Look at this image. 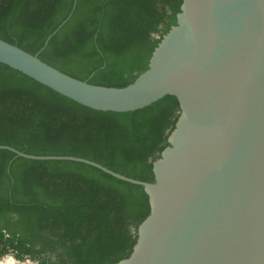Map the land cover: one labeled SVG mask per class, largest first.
<instances>
[{"label": "trees", "instance_id": "trees-1", "mask_svg": "<svg viewBox=\"0 0 264 264\" xmlns=\"http://www.w3.org/2000/svg\"><path fill=\"white\" fill-rule=\"evenodd\" d=\"M182 2L0 0V38L81 80L124 87L148 69ZM180 112L175 95L135 111L91 109L0 62V144L29 154L84 157L153 182ZM150 210L142 185L96 166L0 149V259L113 264L130 256Z\"/></svg>", "mask_w": 264, "mask_h": 264}, {"label": "water", "instance_id": "water-1", "mask_svg": "<svg viewBox=\"0 0 264 264\" xmlns=\"http://www.w3.org/2000/svg\"><path fill=\"white\" fill-rule=\"evenodd\" d=\"M0 62L99 111L179 99L153 182L84 157L0 144L25 158L84 162L144 187L150 214L130 256L113 264H264V0H183L148 69L124 87L81 80L3 38ZM11 258L6 264H46Z\"/></svg>", "mask_w": 264, "mask_h": 264}, {"label": "rangeland", "instance_id": "rangeland-1", "mask_svg": "<svg viewBox=\"0 0 264 264\" xmlns=\"http://www.w3.org/2000/svg\"><path fill=\"white\" fill-rule=\"evenodd\" d=\"M11 256H7L4 259H0V264H6L8 261H11Z\"/></svg>", "mask_w": 264, "mask_h": 264}]
</instances>
